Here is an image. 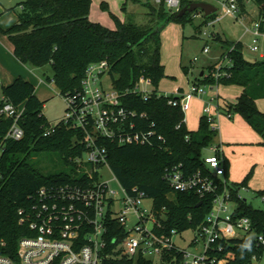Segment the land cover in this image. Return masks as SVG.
Wrapping results in <instances>:
<instances>
[{"label": "trees", "instance_id": "1", "mask_svg": "<svg viewBox=\"0 0 264 264\" xmlns=\"http://www.w3.org/2000/svg\"><path fill=\"white\" fill-rule=\"evenodd\" d=\"M243 10L244 0H239ZM194 1L182 0L181 9L189 7ZM264 14V0H255ZM92 0H25L19 3L17 21L2 32L14 45L15 56L29 66L45 67L50 65L61 96L76 94L88 66L107 60L111 66L110 77L114 88L122 95L124 107L136 112L134 121L137 129L154 132L152 145H120L112 140H104L109 153V163L120 182L129 191L138 188L147 198H152V211L162 223L159 233L170 235L176 230L195 232L206 220L213 208L214 194L200 198L196 192L176 191L165 178L167 169L180 167L186 175L202 172L219 184V191L225 188L232 191L237 202L235 213L249 217L256 233L264 235V208H255L247 199L239 198V191L247 186L253 170L239 183L229 179L230 162L223 155L225 175L215 176L209 169L204 151L216 145L219 132L206 115L200 118L197 130H190L185 112L180 105L174 106L171 100L181 96L166 95L159 86L165 78V66L161 55V32L170 22L186 24L192 22L197 10L183 16L170 12L164 4L145 6L148 22L137 24L132 21L117 20L115 29L90 20ZM126 8V6H124ZM214 14L206 16L213 17ZM216 40L227 49L220 61L228 55L231 64L225 67L227 74L215 78V67L196 78V86L237 85L244 88L235 103H227L223 114H239L262 138L264 145V112L257 100L264 98V58L250 62L243 53L242 42H231L220 38ZM218 64V63H217ZM187 72L188 70L185 69ZM142 77L150 80L152 90L138 92L137 86ZM0 108L7 100L16 106H24L20 124L25 135L21 140L9 139L6 152L0 164V242L6 247L0 252L15 257L19 239L26 234V228L19 223V210L30 204V197L45 185L62 183L77 173L71 160L82 155L86 149L83 132L78 129L58 125L55 133L45 136L50 123L45 117V103L36 94L35 85L22 77L11 84L2 86ZM5 100H4V99ZM221 110V108H220ZM14 123L13 118L0 115V140H3ZM220 146V144L217 143ZM39 155L55 157L58 164L50 171H44L35 158ZM264 197V189L256 191ZM114 229H120L118 225ZM251 238H231L222 241L224 249L213 254L224 264H251L254 256L259 257L264 247L257 242L252 245ZM232 253L233 256L229 255ZM103 264H157L154 259L143 256L137 258L111 257ZM160 264H182V254L176 248L166 251Z\"/></svg>", "mask_w": 264, "mask_h": 264}, {"label": "built area", "instance_id": "2", "mask_svg": "<svg viewBox=\"0 0 264 264\" xmlns=\"http://www.w3.org/2000/svg\"><path fill=\"white\" fill-rule=\"evenodd\" d=\"M214 1L220 6L214 14L222 10L240 20L246 27V33L252 37L250 50L264 58V14L259 10L258 16L250 20V24L246 22L251 18L248 6L255 0H244L246 10H243L239 0ZM155 2L164 4L172 12L181 10L182 0ZM204 52H209V45ZM230 64L231 60L226 55L216 65L215 78L226 75L225 67ZM110 70L107 60L90 64L81 90L63 96L68 105L65 118L56 124L50 123L44 135L55 133L61 123L84 133L79 142L84 143L86 149L82 155L71 160L76 165L77 173L65 182L43 186L30 197L28 206L21 207L19 223L26 228V234L18 241L15 257L0 252V264H103L105 259L111 257L161 258L172 248L181 252L182 264H224V259L218 260L213 255L224 249L222 241L244 235L252 238L255 235V242L264 247V235L255 232L251 219L238 216L236 207L230 210L231 201H235L232 191L225 188L223 192H218L219 184L209 175L202 172L186 175L177 166L167 169L165 173L173 189L194 191L200 198L214 194L213 208L205 222L194 232L195 238L191 243L196 247L194 250L175 244L173 237L178 234L176 230L170 235L159 233L157 228H161L162 223L152 210L149 215L143 210V201L147 198L145 192L138 188L129 191L123 186L109 163L107 148L102 145L104 140H112L120 145H152L154 136L152 130L137 129L133 119L136 112L124 107L122 95L115 88H105L104 78L110 75ZM136 90L148 94L152 90L150 80L142 77ZM205 93L203 86L194 85L190 93L179 95L180 100H171L170 103L180 105L186 112L190 99ZM23 112L24 106H16L7 100L0 108V115L14 119L7 136L0 140V164L6 152L7 140L24 138L25 132L20 124ZM204 115L214 128H218L210 103L205 106ZM209 149L212 154L206 156L205 161L215 176L223 177L226 171L224 158L217 155L223 154L222 147L216 144ZM106 169L112 172V180L119 183L121 192L104 179ZM246 188L242 187L239 191V198H242L241 191ZM148 220L154 222L151 230L146 227ZM115 225L120 229H114ZM6 245L5 241L0 242V251Z\"/></svg>", "mask_w": 264, "mask_h": 264}, {"label": "rangeland", "instance_id": "3", "mask_svg": "<svg viewBox=\"0 0 264 264\" xmlns=\"http://www.w3.org/2000/svg\"><path fill=\"white\" fill-rule=\"evenodd\" d=\"M211 3L217 8L219 4L214 0H203ZM20 0H0V41L6 43V38L2 30L9 28L17 21V12L20 11L18 6ZM159 6L155 0H92L89 18L92 21L99 22L104 26L115 29L117 27V18L119 20L132 21L137 24H146L148 22L147 13L149 9L145 4ZM126 6V8H124ZM251 18L258 16L259 7L255 1L248 6ZM250 24V23H249ZM220 36L223 40L231 42H242L243 53L245 58L250 62L260 61L258 54L250 50L252 37L246 33L245 25L231 16L229 13L219 10L213 17L207 18L203 12L198 13L192 22L180 24L170 22L161 32V55L166 65V77L160 82V87L169 93V90L184 88L188 90L190 85L200 76L202 72H209L210 67H215L220 60L222 54L227 51L221 42L216 40ZM4 38L5 40H2ZM209 45V52L205 53V47ZM264 48V44H263ZM198 59L195 61V59ZM0 74V96L3 95L2 86L6 82L9 69L8 61H2ZM34 69L41 77L42 83L36 92L41 96L45 103L44 114L49 123H58L65 118L68 105L65 98L59 94V90L53 81L54 71L50 65L45 67L29 66ZM185 69L188 71L186 72ZM106 89H113V83L110 75L104 78ZM206 93L196 95L189 101V108L185 113V119L190 130H197L199 126L200 116L204 114L203 106L211 103V96L221 95L233 98L239 90L238 86H203ZM239 92V91H238ZM214 105L218 101L212 102ZM234 103V102H233ZM260 109L264 112V100L259 102ZM221 117L217 119L219 132L214 143H222L226 149V155L230 160L229 179L232 183L242 182L246 176L253 170V175L248 182V188L241 191L242 199H247L255 208H264V200L256 195V191L264 189V145L260 142L259 134L248 124L244 128H232L231 122L244 121V119L236 113L232 114V118L223 114L221 108ZM243 119V120H242ZM260 142V143H259ZM233 143V144H229ZM212 152L206 149L204 156H210ZM39 165L50 171L58 164L55 157H45L39 155L35 158ZM105 180L110 182L112 188L121 192L119 183L113 181V174L106 169L103 173ZM154 201L152 198H145L143 201V210L149 215L153 208ZM237 206L236 201H231L230 210ZM146 227L151 230L154 228V222L148 220ZM195 238L192 230L175 234L173 240L175 244L183 249L194 250L196 248L191 243ZM197 247L200 248V245ZM229 255L233 256L232 253ZM155 262L160 264V258L155 257ZM251 264H264V252L259 256H254Z\"/></svg>", "mask_w": 264, "mask_h": 264}, {"label": "crops", "instance_id": "4", "mask_svg": "<svg viewBox=\"0 0 264 264\" xmlns=\"http://www.w3.org/2000/svg\"><path fill=\"white\" fill-rule=\"evenodd\" d=\"M23 1H25V0H20V3L21 2H23ZM20 12V11H19ZM19 12H17V19H18V15H19ZM4 37L6 38V43H3L2 41H0V74H1V65L3 64V62L2 61H4V60H6V61H8V63H9V69H7L6 70V73H7V79L5 80L6 82H4V83H7V84H3V86H6V85H9V84H11L16 78H18V77H22V78H24V79H26V80H29V81H31L34 85H35V87H36V89H38L39 88V86L41 85V83H42V79H41V77H40V75L34 70V69H32V68H30L29 67V65H26V64H23L16 56H15V54H14V45H13V43L9 40V38L6 36V35H4ZM2 40H5L4 38H2ZM222 57V56H221ZM260 57V56H259ZM261 59H263L262 57H260ZM221 59V58H220ZM220 62V60L217 62V63H219ZM162 63L164 64V61H163V59H162ZM164 66H165V71H166V65L164 64ZM205 74V72H202L201 74H200V76L199 77H201V76H203ZM161 85V84H160ZM193 86H194V84L192 83L191 85H190V88L188 89V90H186V89H184V88H178V89H172V88H170V92L171 93H169V92H167V91H164L160 86H159V90H160V92L161 93H163V94H166V95H171V94H173V95H186V94H188V93H190L191 91H192V88H193ZM235 86H237V85H235ZM239 87V92L237 91V93H235V95L233 96V98L232 99H230V96L228 97L227 95H221V94H215V95H212L211 96V103H210V107H211V111H212V114L215 116V118H216V121H217V119L219 118L220 119V117H221V111H220V108H223V107H225L226 105H227V103H235L236 102V100L238 99V97L242 94V92H243V90H244V88L243 87H241V86H238ZM36 94H37V92H36ZM37 96L40 98V100H42V98H41V96H39L38 94H37ZM196 96V95H195ZM193 98V97H192ZM191 98V99H192ZM190 99V100H191ZM213 99V100H212ZM218 101V104L217 105H214L212 102H215V101ZM261 100H264V98L263 99H259V100H257V105H258V108L260 109V107H259V102L261 101ZM208 104V103H207ZM207 104H205L204 106H203V111H204V108H205V106L207 105ZM261 110V109H260ZM262 111V110H261ZM263 112V111H262ZM186 113V112H185ZM204 115V114H203ZM203 115H201L200 116V118L203 116ZM243 120V119H242ZM199 122H200V120H199ZM187 123V122H186ZM217 123V127H218V129H219V126H220V124H219V126H218V122H216ZM231 124H232V128H235V129H237V128H244L245 126H247L246 124H248L245 120L244 121H236V120H233L232 122H231ZM249 125V124H248ZM188 126V125H187ZM250 126V125H249ZM199 127V126H198ZM251 127V126H250ZM260 136V135H259ZM262 141V138H261V136H260V142ZM259 142V143H260ZM218 144H220L221 145V147H222V153H223V155L229 160V158H228V156L226 155V149H225V147H224V145L222 144V143H218ZM229 144H233V143H229ZM229 162H230V160H229ZM229 175H230V172H229ZM260 190H263V189H260ZM257 191H259V190H257Z\"/></svg>", "mask_w": 264, "mask_h": 264}, {"label": "water", "instance_id": "5", "mask_svg": "<svg viewBox=\"0 0 264 264\" xmlns=\"http://www.w3.org/2000/svg\"><path fill=\"white\" fill-rule=\"evenodd\" d=\"M197 10H201L205 14V16H210L217 11V7L214 6L213 4L205 2V1L193 2L189 7H185L183 9H181L179 12V15L183 16L187 13H192V12H195ZM170 12H172V11H170ZM255 239H256V236L254 235L251 238L250 245H252L255 242Z\"/></svg>", "mask_w": 264, "mask_h": 264}]
</instances>
